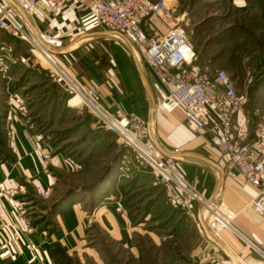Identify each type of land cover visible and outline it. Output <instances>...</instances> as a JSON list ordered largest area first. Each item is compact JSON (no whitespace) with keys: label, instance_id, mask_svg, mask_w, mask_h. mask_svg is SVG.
<instances>
[{"label":"rangeland","instance_id":"374dc122","mask_svg":"<svg viewBox=\"0 0 264 264\" xmlns=\"http://www.w3.org/2000/svg\"><path fill=\"white\" fill-rule=\"evenodd\" d=\"M167 4L171 7L167 14L170 22L154 16L153 27L158 25L157 30L161 27L166 33L170 26H186L198 54V68L202 71L226 70L237 89L247 94L244 112L252 132L257 122L264 121V0H171ZM74 14L77 15L69 11L60 16L59 30L47 19L41 23L43 26L39 24L40 31L64 34L65 47L73 40L92 36L77 48L58 51L56 55L80 83L98 89L99 102L113 114L100 93L102 90L119 97L123 86L116 69L118 58H121L118 70L123 81L132 88L139 87L133 71L122 59L133 63L129 43L102 27L82 24ZM51 23L53 26L49 27ZM2 55L10 59L5 60V66L0 65V164L17 161L20 153L17 123L21 121L25 128H31L39 136L51 160L59 155L69 164L67 172L51 167L49 162V174L57 179L54 191L48 196L35 194L32 183L23 179L16 183L24 187L15 200L25 203L27 219L33 226L56 230V208L83 206L93 211L94 203L105 198L110 200L109 206L121 209L118 213L129 216L131 229L134 228L132 238L136 247L132 251L94 226L89 246L99 255L94 254L98 262L90 257H84L82 262L75 255L71 258L62 254V263L174 264L181 254L190 259L181 252L192 249L187 245L195 239L185 232L190 225L187 215L168 203L163 186L155 181L149 170L139 169L132 160H127L126 147L120 145L116 135L104 127L82 99L76 98L75 103H70L75 95L63 82L53 79L49 61L37 58L25 41L5 34H0V57ZM11 129L16 131L14 136L9 134ZM205 217L209 221L210 216L206 214ZM181 230L183 236L170 238L173 241L166 248L157 246L158 241L152 239V234L165 238ZM215 253L213 248L204 247L199 253L204 257L201 263L210 264L206 258L209 254L210 259L218 263L235 264L225 256L217 259ZM255 257L258 260V256ZM183 262L178 264L190 263Z\"/></svg>","mask_w":264,"mask_h":264},{"label":"built area","instance_id":"2783aa9c","mask_svg":"<svg viewBox=\"0 0 264 264\" xmlns=\"http://www.w3.org/2000/svg\"><path fill=\"white\" fill-rule=\"evenodd\" d=\"M170 8L164 0H0V33L25 41L35 56L38 52L47 57L53 79L63 82L66 89L74 93V98L82 99L104 127L116 135L120 145L127 149L128 161L132 160L139 169L152 173L155 181L163 186L172 207L192 219L198 216L194 209L199 208L210 216L209 228L214 220L221 230L234 229L233 218L218 210L201 191L188 183L178 167L179 153L161 152L153 125L139 116L111 114L103 108L98 100V89L84 86L58 61L56 54L65 48V35L43 33L39 24L47 19L58 20L72 11L87 26L102 27L128 42L132 46L131 56L146 66L154 77L157 107L165 113L180 110L187 128L194 134L205 136L210 147L224 158L226 175L234 179L241 177L255 188L257 195L249 209L264 221V121L257 122L251 132L250 121L244 112L247 94L237 89L226 70L202 71L198 68V54L186 26H170L162 36L147 27V22L154 16L165 19ZM8 59V55H2L0 65L5 66ZM241 114L243 121L239 120ZM15 132L11 129L9 134L14 136ZM50 160V155L43 151L39 165L41 173L49 174ZM22 189L21 186L10 188L0 182V231L4 229L7 215L5 199L16 202V214L23 220L15 239L33 231L24 204L15 200ZM49 194V191L44 192L45 196ZM243 239L258 256L254 263L264 264V249ZM202 258L199 256L188 264H202ZM206 258L210 264H221L210 259L209 254Z\"/></svg>","mask_w":264,"mask_h":264},{"label":"crops","instance_id":"0c3cea01","mask_svg":"<svg viewBox=\"0 0 264 264\" xmlns=\"http://www.w3.org/2000/svg\"><path fill=\"white\" fill-rule=\"evenodd\" d=\"M52 22L55 23L54 28L59 30L58 20ZM81 23L84 24L82 21ZM155 23L151 18L147 22V27L155 30L160 36L165 34L161 27L160 31L157 30L159 29L157 24L153 27ZM40 25L43 26L41 23ZM51 26L53 23L49 24V27ZM87 38L91 39L92 36L89 35ZM128 45L132 48L130 44ZM37 55L40 59L49 61L43 55ZM131 58L133 63L127 58L123 57L122 59L133 71L139 87L134 86L132 88L123 81L118 70L121 58H118L116 69L119 75V83L123 87L119 92V97L111 94V92L107 94L101 90L100 94L105 104L109 106L108 108L113 114L118 112L127 116L141 115V118L148 120L154 127L155 140L161 152L163 154L178 152V167L185 175L188 183L201 191L218 210L233 218L232 223L235 230L223 229L215 240L216 235L210 231L207 224L208 218L204 216L202 210L195 208V213H198V216L194 219L187 216L190 225L186 226L185 229V232H189L187 235L195 238L187 245L192 247L191 250L186 249L191 253L187 254V251H181L190 259L183 258L184 256L181 254V258L173 263L196 260L201 256L199 253L204 247H211L215 250L217 259H224L225 256L235 264L236 258L247 264H255L253 260L256 259V254L252 252L243 238L264 249V221L260 220L249 209L257 191L241 177L234 179L226 175L224 158L210 147L205 136L194 134L187 128L183 113L180 110L165 113L157 107L154 77L146 66L147 70L136 58ZM134 91L136 92L134 93ZM76 100L74 98L70 103H75ZM243 119V115H239V120L243 121ZM23 123L22 121L17 123L20 146L17 161L15 160L13 164L9 161L0 164V182H4L8 187L13 188L20 186L16 183L23 179L27 183H32L36 189L35 194L41 195L46 191L51 193L54 191L57 178L39 171L41 153L45 151V147L39 136L34 134L31 128H25ZM50 162L51 167L69 171V164L65 160L63 161L62 156L57 155ZM27 187L31 189L29 186ZM110 203V200L105 198L97 200L92 207L93 211H90L89 207L85 209L83 206L80 208L76 206L68 209L61 205L56 208L58 210L55 215L56 230H44L41 226H33L31 223L33 231L15 239L23 220L16 214L14 207L16 202L10 198L5 199L7 215L4 229L0 231V264H63L62 254L71 258L75 255L78 261L82 262L84 257L93 258L94 261L98 262V258H95L94 255L97 253L93 251L95 249L89 246V238L94 226L99 227L121 247L132 251L136 245H134L132 238L134 228L131 229L130 218L126 213H118L116 208L109 206ZM23 204L25 205V203ZM183 233L181 230L175 234L167 235L165 238L152 234V239L158 241L157 246L166 248L169 247L170 241H173L169 240L170 238L181 237ZM205 243L207 246L204 245ZM201 247L203 248L201 249ZM97 256L99 255L97 254Z\"/></svg>","mask_w":264,"mask_h":264},{"label":"bare ground","instance_id":"6f19581e","mask_svg":"<svg viewBox=\"0 0 264 264\" xmlns=\"http://www.w3.org/2000/svg\"><path fill=\"white\" fill-rule=\"evenodd\" d=\"M170 1H171V0H164V2H166V3L170 2ZM168 18H170V17L167 16V17H166V20H167ZM167 21H168V20H167ZM168 22H170V21H168ZM29 23H30V25L32 26V28L35 29L34 23H33L32 21H30V20H29ZM114 36H115V35H114ZM87 37H88V36H87ZM87 37H82V38L78 39L77 41L72 42L69 46H66V47L64 48V51H65V52H68V51H71V50L77 48V47H78L81 43H83L85 40L89 39V38H87ZM44 49L49 53L50 50H48L46 47H45ZM37 53H38V52H37ZM37 56H38V55H37ZM204 214L206 215L207 212H204ZM205 215H204V216H205ZM210 224H211L212 228H209V229H210V231H211L214 235H216V236H215V237H216L215 240H217V237H218L217 235H218V233L222 231V230H221V227H220V225H219L217 222H215L214 220H212ZM223 245H224V244H223ZM226 250H227V249H226ZM227 251L230 253L229 250H227ZM235 260H236L237 264H243V263H241V261L238 260L237 258H236Z\"/></svg>","mask_w":264,"mask_h":264}]
</instances>
